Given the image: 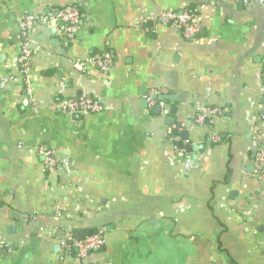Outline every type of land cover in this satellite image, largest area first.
<instances>
[{"label":"crops","instance_id":"1","mask_svg":"<svg viewBox=\"0 0 264 264\" xmlns=\"http://www.w3.org/2000/svg\"><path fill=\"white\" fill-rule=\"evenodd\" d=\"M68 6L77 38L34 27L26 70L22 16ZM185 11L196 40L163 16ZM104 52L109 71L82 65ZM81 95L103 110H63ZM263 144L259 0H0V264H264ZM41 147L69 173L48 172Z\"/></svg>","mask_w":264,"mask_h":264},{"label":"built area","instance_id":"2","mask_svg":"<svg viewBox=\"0 0 264 264\" xmlns=\"http://www.w3.org/2000/svg\"><path fill=\"white\" fill-rule=\"evenodd\" d=\"M243 6L250 7L254 0H237ZM264 4V0H259ZM80 10L75 7H65L56 13H49L48 15H34L33 13H26L22 16L20 21V30L22 40L19 46V56L18 59L22 65L26 68L30 62L32 55L33 41L31 40L30 33L31 30L38 26L43 25L46 27H55L59 30L61 40L65 43L74 42L77 38V33L80 24ZM164 17L169 18L175 25L182 30L185 38L196 40L198 37V32L200 30L198 25V17L192 11H185L183 13H165ZM114 63L113 55L110 52H104L100 54H95L87 59V62L82 64H94L98 66L101 71H109ZM79 65V63H76ZM27 70V68H26ZM154 105V102H152ZM165 103L162 101L159 106L163 108ZM62 108L66 112L71 113H99L103 110L104 106L96 99L89 97L87 95H81L75 99H69L65 101ZM216 110H212V113ZM204 121V116L201 115L198 118V122L202 123ZM40 154L44 158V165L48 172L53 173L59 170L66 169L67 174L69 173L67 162L64 159H59L56 153L47 147L40 148ZM257 164L258 169L261 172L260 177L264 179V144L260 147L257 153ZM185 166L187 169H192L194 163L191 156L187 155L185 157ZM62 209L58 208V213H61ZM105 243L104 232L100 231L96 234L88 236L82 240L75 242V247L79 250L80 257L87 258L88 255L97 251L103 247ZM4 247L0 246V250Z\"/></svg>","mask_w":264,"mask_h":264},{"label":"water","instance_id":"3","mask_svg":"<svg viewBox=\"0 0 264 264\" xmlns=\"http://www.w3.org/2000/svg\"><path fill=\"white\" fill-rule=\"evenodd\" d=\"M158 111H160V108H158L157 109ZM165 123L167 124V126H169V127H172L173 126V121H172V119H170V118H166L165 119ZM182 125H180V124H178V128H175V129H173V135H177L178 134V130H179V128L181 127ZM182 135H184V134H182ZM188 134H186V136H182V138L183 139H188ZM192 150V148L191 147H189L188 148V151H191Z\"/></svg>","mask_w":264,"mask_h":264}]
</instances>
